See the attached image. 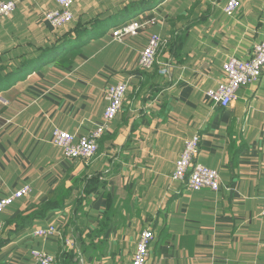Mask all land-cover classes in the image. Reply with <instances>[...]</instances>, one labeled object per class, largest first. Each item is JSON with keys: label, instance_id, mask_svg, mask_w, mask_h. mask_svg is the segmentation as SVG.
<instances>
[{"label": "crops", "instance_id": "1", "mask_svg": "<svg viewBox=\"0 0 264 264\" xmlns=\"http://www.w3.org/2000/svg\"><path fill=\"white\" fill-rule=\"evenodd\" d=\"M5 1L16 9L0 22V77L9 82L0 90V199L31 192L0 214V264H36L32 249L57 264H131L145 230L154 236L145 264H264V71L227 108L205 94L223 81L228 58L247 59L263 42L264 0H238L231 16L228 0H78L71 27L101 30L20 70L70 28L44 20L54 0ZM141 1L150 4L122 15ZM138 17L155 22L112 38ZM153 33L165 45L143 70L139 53ZM120 82L125 98L97 153L65 158L53 129L87 136L102 123L106 87ZM194 135L196 161L219 174L218 191L171 180ZM49 225L63 240L32 234Z\"/></svg>", "mask_w": 264, "mask_h": 264}, {"label": "built area", "instance_id": "2", "mask_svg": "<svg viewBox=\"0 0 264 264\" xmlns=\"http://www.w3.org/2000/svg\"><path fill=\"white\" fill-rule=\"evenodd\" d=\"M57 7L49 12H46L44 20L46 23L56 29L74 19L72 6L78 0H54ZM239 5L238 0H228L224 5V12L226 15H233ZM16 9V2L5 1L0 2V20L9 17ZM155 18L142 21L139 17L120 24L112 30L111 36L113 39L119 41L125 37H135L145 25H153ZM147 45L139 53V66L143 70H150L158 63L156 60L158 53L165 45V41L156 33H153L147 40ZM170 64L166 63L158 70L160 75H168ZM264 71V40L262 43L256 44L253 47L252 53L247 59H236L234 57L228 58L222 65L223 81L213 89L205 91L210 102L220 109L231 106L238 97L240 88L255 84ZM127 91V84L120 82V84L106 87L104 95L106 96L107 105L104 109V116L102 123L99 124L87 136H76L58 128L53 129L52 144L63 150L64 156L67 159L82 158L88 159L93 157L98 151V141L104 135L111 121L115 119L121 109L125 93ZM200 138L194 135L187 139L183 145V151L175 160V166L171 175V180L184 183L187 189L191 192H197L203 189L211 191H218L220 189L219 174L201 163L196 161L199 152ZM31 192V186L26 185L13 195L0 199V214L4 209L20 199L24 195ZM262 209L261 214L264 216V192L262 193ZM2 224L0 221V229ZM35 237L47 238L57 236L63 240L62 235L58 229L49 225L40 227L33 231ZM153 233L145 230L141 233L139 240L136 243L135 251L132 256L131 264H145L149 254V245L153 240ZM67 245L72 246V243L66 241ZM264 246V242L262 244ZM31 256L36 264H57L53 255L42 249H32Z\"/></svg>", "mask_w": 264, "mask_h": 264}, {"label": "trees", "instance_id": "3", "mask_svg": "<svg viewBox=\"0 0 264 264\" xmlns=\"http://www.w3.org/2000/svg\"><path fill=\"white\" fill-rule=\"evenodd\" d=\"M150 2L146 1H141L135 4H132L129 9L123 10L122 15L124 16H131L134 15L135 13L140 12L141 10L145 9L147 6H149ZM96 23L92 24L89 27H74L68 32H65L61 39L56 40L51 44V46H47L45 49H40L36 56L33 57L31 60L29 59L28 61H25L21 66H19L20 69H23L27 67L28 64H35L36 62L42 61L46 58H49L50 56H54L57 54L60 50H66L69 45H75V44H80L83 43L85 40L89 39L90 37L94 36L97 32L101 30L100 25H95ZM74 33V36L70 37V34ZM6 79L0 77V90L8 84ZM11 83V82H10Z\"/></svg>", "mask_w": 264, "mask_h": 264}, {"label": "rangeland", "instance_id": "4", "mask_svg": "<svg viewBox=\"0 0 264 264\" xmlns=\"http://www.w3.org/2000/svg\"><path fill=\"white\" fill-rule=\"evenodd\" d=\"M7 18V17H6ZM5 18H3L2 20H4ZM2 20H0V22L2 21ZM73 23H74V21H72V22H70V23H68V25H64V26H62V27H60V28H56L57 30H66V29H68V28H72L71 26H73ZM64 32V31H63ZM66 32V31H65Z\"/></svg>", "mask_w": 264, "mask_h": 264}]
</instances>
